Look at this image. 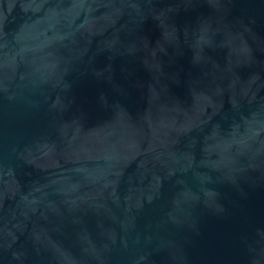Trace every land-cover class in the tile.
<instances>
[{
	"label": "water",
	"instance_id": "95a60500",
	"mask_svg": "<svg viewBox=\"0 0 264 264\" xmlns=\"http://www.w3.org/2000/svg\"><path fill=\"white\" fill-rule=\"evenodd\" d=\"M0 264H264V0H0Z\"/></svg>",
	"mask_w": 264,
	"mask_h": 264
}]
</instances>
